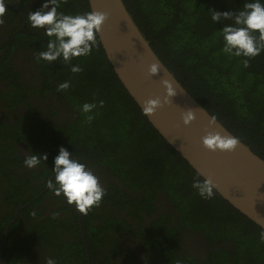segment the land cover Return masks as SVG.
<instances>
[{
  "label": "trees",
  "instance_id": "16d2710c",
  "mask_svg": "<svg viewBox=\"0 0 264 264\" xmlns=\"http://www.w3.org/2000/svg\"><path fill=\"white\" fill-rule=\"evenodd\" d=\"M72 1L77 3L83 12L90 11L88 0H67L68 3ZM124 2L153 49L182 85L234 135L250 145L251 149L264 159V53L251 59L247 68L241 63L243 58H229L221 52L222 42L216 38L221 25L214 24L210 18L211 10H236L242 8L244 0ZM70 13L77 11L72 10ZM77 62L84 69L79 74L71 73L69 66L62 61L45 64L44 69V79L48 84L54 81H71L74 88L66 91V97L77 112L74 123L55 124L50 134H44V120L32 114L30 117L34 118L33 123L28 122L27 115L23 114L13 120L14 122L0 120V183L5 197H9L15 205H21L34 198L47 185L46 180L51 175L54 154H58L59 147H66L76 158L83 160L80 149L75 150L82 147L91 158L103 160L122 174L127 185L133 184L130 188L134 193L142 190V198L123 192L120 195L121 202L132 201L135 204L147 197L152 199V195L154 196L159 188L164 189L183 214L180 216L182 224L196 226L198 223L209 238L234 241L235 253L224 248L217 254L222 264H264V240L260 239V233L264 229L233 207L215 190V195L210 200L202 199L196 194L191 186L193 178H203L148 122L115 74L99 39L92 54L73 61ZM7 89L1 91V95L8 104L13 106L25 102V88L13 86L12 81H9ZM71 96L77 100H71ZM93 100H103L104 107L100 108L95 119L88 123L85 114L79 109L85 101ZM18 141L27 144L33 153L47 154V163L28 173H25V169L17 170L15 166L21 165L23 158L15 156L12 143ZM144 164L148 168L149 176L142 182L140 167ZM136 173L138 175L133 176ZM132 177L135 178L133 182ZM26 192L27 197L22 198ZM48 192L49 189L44 195ZM42 197L24 207L20 214L30 216ZM57 198L60 201L58 211H61L65 218L60 219L53 214L51 219L47 218L48 221L45 218V222L39 219L42 214L35 212L33 218L37 219L36 222L31 223L27 232L23 233L30 245L43 239L45 244L56 247V236L57 241L59 237L54 229L55 223L56 227L65 231L73 230L79 233L77 214L61 197ZM186 216L194 220L187 223ZM89 219L87 214H82L86 232L94 233L88 235L89 238L95 237L104 241L105 238L100 235L101 227L90 225ZM173 236L176 239L174 231ZM78 237L81 240L80 236ZM74 246L73 242L68 247L65 244L63 256ZM57 250V247L53 250L55 259ZM230 255L234 263L229 261ZM6 257L8 264H16L13 261L15 256L10 255L8 250Z\"/></svg>",
  "mask_w": 264,
  "mask_h": 264
},
{
  "label": "flooded vegetation",
  "instance_id": "af4514ba",
  "mask_svg": "<svg viewBox=\"0 0 264 264\" xmlns=\"http://www.w3.org/2000/svg\"><path fill=\"white\" fill-rule=\"evenodd\" d=\"M42 2L43 0H5L7 8L4 15L0 17L2 21L0 23V120L14 122L13 120H17L23 114L27 115L28 122L33 123L34 118L30 117L32 114L44 120L42 132L50 134L55 124L74 123L77 112L66 97V92L57 91L60 81L46 83L45 63H38L36 59L37 52L46 46L47 37L41 31L31 27L27 16L31 11L39 8ZM62 10L83 12L73 1L67 2ZM9 81H12L13 86H22L27 90L25 102L13 106L7 103L1 91L9 89H7ZM2 144L5 143L2 142ZM12 144L15 156L24 159L32 152L23 141ZM78 149L84 158L83 160L80 158L81 162L96 172L107 192L100 207L93 208L87 213L90 225L101 227L100 235L105 240L89 238L88 235L94 233L86 232L82 214L65 203L77 214L79 233L73 230L65 231L63 228L56 227L57 223L54 224L56 235L59 237L57 241L56 236L55 241L58 249L57 264H222L217 256L222 249L233 250L235 253V243L232 239H212L206 235L198 223L196 226L182 224L180 216L183 214L164 189L159 188L154 196L152 195V199L147 197L135 204L132 201L121 202L120 195L123 192L142 198V190L134 193V190L130 188L133 184L127 185L122 174H119L117 170L103 160L91 158L82 147L75 150ZM9 154L11 155L10 152ZM15 168L19 171L25 169V173L32 170L27 169L23 161ZM140 170L143 174V182L148 179V168L144 164ZM137 175L138 173L133 176ZM133 181H135L134 177H132ZM1 185L0 183V251L6 263L8 264L6 257L8 250L10 255L15 256L13 261L16 264H46L47 258H54L53 250L56 247L45 244L43 239L35 241L37 243L32 242L35 243L32 245L27 243V237H23V233L27 232L30 224L35 223L37 219H34L32 214L30 217L20 212L37 198L42 197L48 189L47 185L34 198L21 205H15L9 197L6 198ZM26 197L27 192L22 198ZM59 207V198L49 191L34 206L33 212L42 214L39 219L44 221L47 218L51 219L53 214L64 219L63 213L58 211ZM185 219L187 223L194 220L189 216ZM70 221L74 223L72 219ZM173 231L176 233V239ZM72 242L75 245L74 248H69V252L66 248L65 252L68 253L63 256L64 245L68 247ZM231 259L232 255L229 256V261H232Z\"/></svg>",
  "mask_w": 264,
  "mask_h": 264
},
{
  "label": "clouds",
  "instance_id": "9594fccd",
  "mask_svg": "<svg viewBox=\"0 0 264 264\" xmlns=\"http://www.w3.org/2000/svg\"><path fill=\"white\" fill-rule=\"evenodd\" d=\"M67 0H43L40 7L31 11L27 20L33 29L41 31L47 37L46 46L37 52V62L52 64L62 61L69 66L71 73L83 72L80 63H73L81 57H88L98 46V36L102 31L107 15L101 11L90 10L70 13L62 10ZM5 0H0V17L6 11ZM211 21L220 24L216 38L222 42L221 52L229 58H243V67H249L250 60L264 53V0H244L242 8L229 11L211 10ZM230 21V23H224ZM2 23V21H0ZM159 66L150 65L149 75L159 73ZM166 90L164 103L176 95L173 85L168 80L162 81ZM72 87L70 80L57 85V91L66 92ZM104 101H85L80 106V112L85 114L86 121L91 123L95 119ZM161 107L160 98H150L144 102L142 113L152 115ZM183 123L190 124L194 119V112L188 110L182 115ZM217 117H211L210 124H217ZM204 148L211 152H233L241 140L233 134L223 135L218 131H209L201 138ZM48 155L31 153L23 159L27 169H35L46 164ZM51 177L46 180L47 188L63 202L74 207L79 213L87 214L93 208L100 207L107 192L100 182V177L87 164L81 162L66 147L61 146L58 154L53 158ZM192 188L196 194L205 200L214 197V183L210 178L201 180L193 178ZM36 215L35 212L32 213ZM264 240V231L260 233ZM46 264H57L53 257L46 259Z\"/></svg>",
  "mask_w": 264,
  "mask_h": 264
},
{
  "label": "water",
  "instance_id": "95a60500",
  "mask_svg": "<svg viewBox=\"0 0 264 264\" xmlns=\"http://www.w3.org/2000/svg\"><path fill=\"white\" fill-rule=\"evenodd\" d=\"M88 3L90 10L107 15L98 39L115 74L140 110L146 100L160 98L161 107L145 115L148 122L193 170L213 181L217 193L264 229V159L241 139L233 152L204 148L201 138L207 132L233 133L218 119L217 124H210L213 115L164 64L124 0ZM152 64L160 69L155 76L148 72ZM163 80H168L176 91L168 103H164ZM188 110L194 112L195 119L185 125L182 115ZM0 264H7L1 251Z\"/></svg>",
  "mask_w": 264,
  "mask_h": 264
},
{
  "label": "rangeland",
  "instance_id": "374dc122",
  "mask_svg": "<svg viewBox=\"0 0 264 264\" xmlns=\"http://www.w3.org/2000/svg\"><path fill=\"white\" fill-rule=\"evenodd\" d=\"M71 88H74L73 86L71 87ZM72 97V99L71 100H77L74 96H71Z\"/></svg>",
  "mask_w": 264,
  "mask_h": 264
}]
</instances>
